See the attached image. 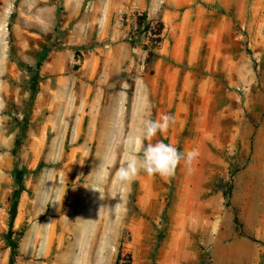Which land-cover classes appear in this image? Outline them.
Masks as SVG:
<instances>
[{"label":"rangeland","instance_id":"obj_1","mask_svg":"<svg viewBox=\"0 0 264 264\" xmlns=\"http://www.w3.org/2000/svg\"><path fill=\"white\" fill-rule=\"evenodd\" d=\"M71 1L0 0V264H264V0L106 7L101 39L132 50L83 76L61 52ZM145 95L173 117L151 143L198 156L118 184Z\"/></svg>","mask_w":264,"mask_h":264},{"label":"crops","instance_id":"obj_2","mask_svg":"<svg viewBox=\"0 0 264 264\" xmlns=\"http://www.w3.org/2000/svg\"><path fill=\"white\" fill-rule=\"evenodd\" d=\"M152 2L153 0H108L107 3H105L104 0H87L84 5L83 0L71 1L68 7L64 9L66 10L64 24L67 23L68 20H75L76 22L69 28L64 42H62V45L66 47L63 48L61 52L65 53L67 56H72V47L74 48L73 50L80 47L83 59L80 62V66L76 70L79 72V75H93L98 71L99 65L103 60L109 66L107 73H110V67L113 65L115 67V72H118V54L120 53V58L129 57L132 48L130 47V44L120 36L109 37L112 39L107 41L101 39L99 27L103 23L100 17L105 12L106 7L108 8V11H145L150 10ZM161 6L162 9L166 8L164 5ZM147 14L148 18H151L149 13ZM91 42L93 44L89 47L88 45H90ZM87 53L89 54L87 55ZM101 54H103V57H100ZM24 248L27 252L32 251L31 253H27L32 256L33 251L37 248V245H25ZM223 249L226 250L224 260H232L234 256V248L224 247ZM16 264L48 263L32 257H21L18 259Z\"/></svg>","mask_w":264,"mask_h":264},{"label":"clouds","instance_id":"obj_3","mask_svg":"<svg viewBox=\"0 0 264 264\" xmlns=\"http://www.w3.org/2000/svg\"><path fill=\"white\" fill-rule=\"evenodd\" d=\"M160 6L161 0H153L150 14H157ZM3 108L4 104L0 102V111ZM150 108L149 100L145 95L139 114V126L129 133L124 142L123 157L115 173V182L118 184L131 183L141 172L149 176L167 177L174 172L178 162L183 160L186 164H190L198 156L195 149L184 152L174 144H166L162 141L151 143L157 133L163 135L168 130L173 117L169 114H162L159 120L151 119ZM119 143L117 138L113 139L109 157L111 166H116L115 148L119 146Z\"/></svg>","mask_w":264,"mask_h":264},{"label":"trees","instance_id":"obj_4","mask_svg":"<svg viewBox=\"0 0 264 264\" xmlns=\"http://www.w3.org/2000/svg\"><path fill=\"white\" fill-rule=\"evenodd\" d=\"M140 19L143 20L144 19V15H141ZM160 34H161L160 30L158 32H156L155 34H153V35H156V37H155L156 39H154L155 41H160L161 40ZM152 56H155V53L153 51L149 50L148 54H147L148 59H150V57H152ZM17 184H18L19 190H23L24 189V186H23L22 180H21V176H18Z\"/></svg>","mask_w":264,"mask_h":264}]
</instances>
